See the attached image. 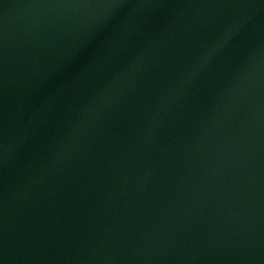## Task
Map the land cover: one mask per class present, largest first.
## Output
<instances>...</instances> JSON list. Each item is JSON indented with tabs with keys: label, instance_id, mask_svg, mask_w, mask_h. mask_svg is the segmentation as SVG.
<instances>
[{
	"label": "water",
	"instance_id": "water-1",
	"mask_svg": "<svg viewBox=\"0 0 264 264\" xmlns=\"http://www.w3.org/2000/svg\"><path fill=\"white\" fill-rule=\"evenodd\" d=\"M0 264H264V0H0Z\"/></svg>",
	"mask_w": 264,
	"mask_h": 264
}]
</instances>
